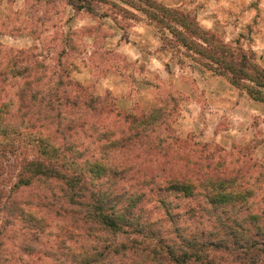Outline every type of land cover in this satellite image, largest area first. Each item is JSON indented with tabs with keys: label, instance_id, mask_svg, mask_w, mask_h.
Returning <instances> with one entry per match:
<instances>
[{
	"label": "trees",
	"instance_id": "obj_1",
	"mask_svg": "<svg viewBox=\"0 0 264 264\" xmlns=\"http://www.w3.org/2000/svg\"><path fill=\"white\" fill-rule=\"evenodd\" d=\"M62 1L93 19L110 17L98 15L99 7L118 6L111 0ZM114 1L141 12L192 60L200 58L212 74L264 104V69L252 53L233 51L189 15L153 0ZM3 64L0 159L18 161L9 194L0 196L1 229L21 224L35 241L55 237L54 256L76 264H264V167L244 161L245 149L226 152L173 136L164 105L126 116L117 126L110 102L71 82L66 71L49 75L39 63L9 58ZM16 77L28 81L17 101L28 107V93L32 110L21 129L4 87ZM33 187L47 195L17 198ZM101 234L130 240L104 245Z\"/></svg>",
	"mask_w": 264,
	"mask_h": 264
},
{
	"label": "rangeland",
	"instance_id": "obj_2",
	"mask_svg": "<svg viewBox=\"0 0 264 264\" xmlns=\"http://www.w3.org/2000/svg\"><path fill=\"white\" fill-rule=\"evenodd\" d=\"M111 1L118 6L98 10V15L110 17L93 19L74 12L62 0H0V64L4 66L9 58L15 64L39 63L49 75L66 71L71 82L110 102L119 115L117 126L123 127L126 116L141 117L164 105L171 114L173 136L217 145L226 152L245 149L241 153L244 161L251 159L249 164L264 167V104L233 87L225 77L212 74L200 58L192 60L168 32L162 35L141 12ZM153 1L189 15L200 29L233 51L252 53L255 63L264 69V0ZM121 9L126 10V17ZM28 81L16 77L4 85L6 99L14 100L12 120L19 129L32 112L28 93V107L17 101ZM162 132L160 129L156 135ZM6 157L0 159L2 197L15 181L18 161V156ZM36 194L47 195L33 187L20 190L17 198L35 199ZM1 226L0 214V264L77 263L75 258L54 256L55 237L43 234L35 241L21 224ZM52 230L58 233V229ZM101 235L107 239L104 245L130 240L126 235Z\"/></svg>",
	"mask_w": 264,
	"mask_h": 264
}]
</instances>
